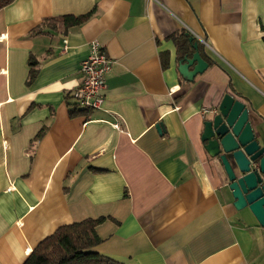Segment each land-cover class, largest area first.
<instances>
[{"label": "crops", "instance_id": "obj_1", "mask_svg": "<svg viewBox=\"0 0 264 264\" xmlns=\"http://www.w3.org/2000/svg\"><path fill=\"white\" fill-rule=\"evenodd\" d=\"M92 11L78 27L32 33L45 18ZM260 25L264 0H14L2 8L0 264H22L57 228L98 218L93 251L119 264H264V228L232 206L223 170L200 141L229 82L264 141ZM187 36L211 61L190 83L177 72L176 44ZM93 40L112 66L101 108L83 111L70 96Z\"/></svg>", "mask_w": 264, "mask_h": 264}, {"label": "water", "instance_id": "obj_2", "mask_svg": "<svg viewBox=\"0 0 264 264\" xmlns=\"http://www.w3.org/2000/svg\"><path fill=\"white\" fill-rule=\"evenodd\" d=\"M188 42L193 54L178 60L177 72L190 83L208 68V63L201 58L193 36ZM155 128L161 130L159 124ZM200 141L209 159L223 170L232 206L237 211L248 210L264 228V141L254 133L244 103L225 93L216 110L204 120Z\"/></svg>", "mask_w": 264, "mask_h": 264}, {"label": "trees", "instance_id": "obj_3", "mask_svg": "<svg viewBox=\"0 0 264 264\" xmlns=\"http://www.w3.org/2000/svg\"><path fill=\"white\" fill-rule=\"evenodd\" d=\"M13 1L0 0V10L10 5ZM92 14L93 11L81 16L67 15L58 18H45L32 33H39L45 25L54 26L56 23L62 24L65 28L78 27L86 22ZM260 30L264 32V25H260ZM188 38L189 36L184 38L183 43L179 41L176 44L178 48V60L183 56L191 57L193 54V49L191 48V43L188 42ZM195 41L193 39V42ZM262 42L264 44V36L262 37ZM197 44L199 51L200 44L199 42ZM166 57L167 54H162L161 56L163 67L167 66ZM207 61L208 64L211 63L210 60L207 59ZM33 65V62H29L28 81H31L35 75V70L31 69ZM180 79L184 81L181 77ZM228 89L231 92L229 94L236 98L240 97V95L233 91L230 82L228 83ZM41 132L36 137H39ZM102 221L103 218L86 219L57 228L53 234L35 246L22 264H119L93 251L101 242V239L95 232V228Z\"/></svg>", "mask_w": 264, "mask_h": 264}, {"label": "built area", "instance_id": "obj_4", "mask_svg": "<svg viewBox=\"0 0 264 264\" xmlns=\"http://www.w3.org/2000/svg\"><path fill=\"white\" fill-rule=\"evenodd\" d=\"M63 42L65 45L66 42ZM111 66L112 60L104 53L99 42L91 41L88 45V55L80 63V81L71 91L70 97L74 108L83 111L101 108L106 89V77ZM169 93L172 94L173 91ZM114 127L117 128V125Z\"/></svg>", "mask_w": 264, "mask_h": 264}, {"label": "rangeland", "instance_id": "obj_5", "mask_svg": "<svg viewBox=\"0 0 264 264\" xmlns=\"http://www.w3.org/2000/svg\"><path fill=\"white\" fill-rule=\"evenodd\" d=\"M205 113L207 112V111H204Z\"/></svg>", "mask_w": 264, "mask_h": 264}]
</instances>
